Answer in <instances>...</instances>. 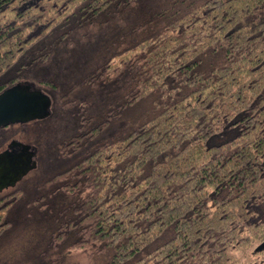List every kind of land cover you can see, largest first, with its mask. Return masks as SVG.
Here are the masks:
<instances>
[{
	"label": "trees",
	"instance_id": "obj_1",
	"mask_svg": "<svg viewBox=\"0 0 264 264\" xmlns=\"http://www.w3.org/2000/svg\"><path fill=\"white\" fill-rule=\"evenodd\" d=\"M125 16L134 39L74 86L111 80L119 97L81 115L34 194H0V240L26 207L49 222L27 260L264 264V0H0V93Z\"/></svg>",
	"mask_w": 264,
	"mask_h": 264
},
{
	"label": "rangeland",
	"instance_id": "obj_2",
	"mask_svg": "<svg viewBox=\"0 0 264 264\" xmlns=\"http://www.w3.org/2000/svg\"><path fill=\"white\" fill-rule=\"evenodd\" d=\"M130 24L129 16H125L79 29L52 49L46 62L27 70L20 83L34 93L38 92L40 98L45 97L47 105L44 111L39 109L32 116L5 128L8 139L0 146V151L15 139L30 146L28 152L35 163L17 186L25 185L34 194L38 181L63 163L59 148L62 141L77 130L81 115L101 116L107 106L117 100L121 90L115 81L108 80L98 88L82 86L74 90V86L115 50L134 39L135 36L128 32ZM114 131L110 130L109 134ZM12 188L4 189L0 194ZM31 211L26 207L14 211L17 227L0 240V264H44L43 260H27L37 242L44 241L49 226L44 211ZM89 254L90 251H67L62 264H100ZM51 258L48 255L44 260Z\"/></svg>",
	"mask_w": 264,
	"mask_h": 264
},
{
	"label": "water",
	"instance_id": "obj_3",
	"mask_svg": "<svg viewBox=\"0 0 264 264\" xmlns=\"http://www.w3.org/2000/svg\"><path fill=\"white\" fill-rule=\"evenodd\" d=\"M14 92L20 93V95L12 97L14 99L12 105L15 108L22 107L23 112L0 121V126L11 125L21 119L32 116L39 109L40 111H44L43 109L46 108L47 100H45V97L40 98L37 94L38 92L35 91L34 93L27 85L17 84L13 88L0 94V113L4 111L7 98ZM39 104L41 108L38 106ZM19 144L23 146L21 154L12 155L10 152L0 153V191L14 187L35 166V163L31 161L32 154L28 152L30 146L20 142Z\"/></svg>",
	"mask_w": 264,
	"mask_h": 264
},
{
	"label": "flooded vegetation",
	"instance_id": "obj_4",
	"mask_svg": "<svg viewBox=\"0 0 264 264\" xmlns=\"http://www.w3.org/2000/svg\"><path fill=\"white\" fill-rule=\"evenodd\" d=\"M16 86V85H14ZM14 86L2 91V92H5L11 88H13ZM1 92V93H2ZM19 92V91H17ZM0 93V94H1ZM20 93H16L14 92L12 95H10L8 98H7V101L4 105V111H2L0 113V121L2 120H5V119H8L10 118L11 116H14V115H18L20 114L21 112H23V108L22 107H17L15 108L13 105H12V102L14 101V99H12V97L14 96H19ZM25 109V108H24ZM10 125V124H9ZM9 125H6V126H0V129L1 128H6L8 127ZM21 143V142H20ZM22 150H23V146L21 144H19V141L13 139L9 142V144L6 146V148L2 151H0V153H3V152H10V154L12 155H18V154H21L22 153Z\"/></svg>",
	"mask_w": 264,
	"mask_h": 264
}]
</instances>
